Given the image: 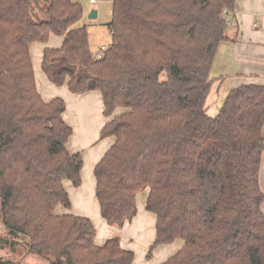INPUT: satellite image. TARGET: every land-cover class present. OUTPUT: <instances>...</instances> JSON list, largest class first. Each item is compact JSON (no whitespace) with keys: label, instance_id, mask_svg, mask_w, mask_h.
Masks as SVG:
<instances>
[{"label":"trees","instance_id":"obj_1","mask_svg":"<svg viewBox=\"0 0 264 264\" xmlns=\"http://www.w3.org/2000/svg\"><path fill=\"white\" fill-rule=\"evenodd\" d=\"M0 0V249L23 244L49 264H133L120 237L95 243L88 218L71 209L64 183L82 185L83 157L67 144L65 101L38 92L31 48H46L42 71L76 95L98 91L112 118L101 138L115 143L97 164L102 218L122 229L137 215V195L157 217V247L183 240L163 264H264V85H246L210 116V74L229 40L237 0H105L113 3L112 45L94 57L77 0ZM162 77L165 79L162 80ZM0 264H22L0 258Z\"/></svg>","mask_w":264,"mask_h":264},{"label":"crops","instance_id":"obj_2","mask_svg":"<svg viewBox=\"0 0 264 264\" xmlns=\"http://www.w3.org/2000/svg\"><path fill=\"white\" fill-rule=\"evenodd\" d=\"M89 1L84 0L81 3L84 17L77 28L82 26L90 12L94 10L91 6L100 2L98 0L91 5ZM103 1L109 3L113 10L112 2ZM111 20L112 15L110 22ZM229 21V40L220 45L210 74L213 83L207 100L210 116H216L220 112L232 90L252 84L264 85V0H237L235 12ZM63 41L64 37L52 35L47 44H34L31 48L38 92L46 102L58 97L65 101L67 108L63 118L74 131L67 149L71 154L80 153L84 161L81 172L82 185L76 188L69 181L64 183L71 200V209L58 206L56 214H72L90 219L96 228L95 243L99 246L108 239L119 236L122 249L134 252L133 264H163L182 250L184 241L179 239L172 244L161 245L155 250L153 257L148 259V253L157 237V217L146 210L149 189L137 195V215L122 229L110 226L101 216L96 199L94 170L115 143L113 137L102 139L101 132L123 111L119 109L112 118L106 117L100 92L76 95L69 91L67 85L56 87L48 80L42 71L43 52L46 48H61ZM36 47L38 53L41 49V54L37 53V59L33 56ZM260 184L264 192V155L261 162Z\"/></svg>","mask_w":264,"mask_h":264},{"label":"rangeland","instance_id":"obj_3","mask_svg":"<svg viewBox=\"0 0 264 264\" xmlns=\"http://www.w3.org/2000/svg\"><path fill=\"white\" fill-rule=\"evenodd\" d=\"M99 1V3L91 6L92 9L98 10L99 17L93 20H89L87 18V20L82 24V26H86L88 29L90 48L93 54L100 53L102 49H108L112 45V34L108 26L110 24V16L112 15V7L109 3H105L103 0ZM38 2L39 5L35 4L33 12L39 18L46 19L47 2H45V0H41ZM77 2L82 3L84 2V0H77ZM35 49L36 51L34 52L33 56L35 59H37L38 48L36 47ZM38 54H41V49L40 53ZM164 79L165 78L162 77V80ZM6 235L7 231L1 222L0 212V237H5ZM0 258L19 261L22 264H49V262H47L43 258L33 254H29L23 244H20L16 251L10 248L0 249Z\"/></svg>","mask_w":264,"mask_h":264},{"label":"built area","instance_id":"obj_4","mask_svg":"<svg viewBox=\"0 0 264 264\" xmlns=\"http://www.w3.org/2000/svg\"><path fill=\"white\" fill-rule=\"evenodd\" d=\"M89 2H90V4L92 5V4L97 3V0H90ZM104 51H106V49H102V50L100 51V53H96V54H94V57L97 58V59H101V58L103 57V53H104Z\"/></svg>","mask_w":264,"mask_h":264},{"label":"water","instance_id":"obj_5","mask_svg":"<svg viewBox=\"0 0 264 264\" xmlns=\"http://www.w3.org/2000/svg\"><path fill=\"white\" fill-rule=\"evenodd\" d=\"M98 11L97 10H92L91 12H90V14L88 15V19L89 20H93V19H97L98 18Z\"/></svg>","mask_w":264,"mask_h":264}]
</instances>
